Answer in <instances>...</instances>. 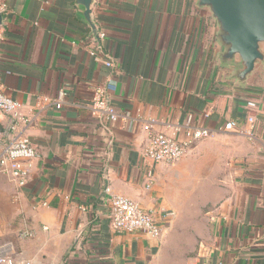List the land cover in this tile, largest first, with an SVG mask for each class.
I'll return each instance as SVG.
<instances>
[{"label": "crops", "instance_id": "0c3cea01", "mask_svg": "<svg viewBox=\"0 0 264 264\" xmlns=\"http://www.w3.org/2000/svg\"><path fill=\"white\" fill-rule=\"evenodd\" d=\"M0 4L6 5L0 85L23 105L26 119L13 130L11 118L0 113V140L26 137L37 154L22 163L24 187L0 175V196L12 210L2 242L17 260L168 264L171 253L185 255L183 264H264V61L239 82L240 65L223 62L217 22L199 0H94L97 35L75 0ZM98 90L121 116L117 123L92 111ZM189 114L194 125L211 130L209 137L174 165L142 157L146 121H157L153 131L169 134ZM248 114L256 118L251 136L241 133ZM227 121L239 128L218 132ZM189 180L200 182L181 184ZM211 182L217 198L204 199L202 231L181 252L171 238L177 229L190 234V225L177 218L168 231L166 212L180 215V205L199 211L188 197L196 189L181 188ZM113 196L151 211L163 236L113 231ZM23 231L33 237L19 239Z\"/></svg>", "mask_w": 264, "mask_h": 264}, {"label": "built area", "instance_id": "2783aa9c", "mask_svg": "<svg viewBox=\"0 0 264 264\" xmlns=\"http://www.w3.org/2000/svg\"><path fill=\"white\" fill-rule=\"evenodd\" d=\"M0 12H6V5L0 4ZM102 38V36H101ZM91 56L96 53L92 51ZM98 58V57H97ZM103 64L108 69H113L114 65L108 59H103ZM110 85V82H108ZM249 111L253 104H249ZM57 107H60L57 104ZM23 105L12 100L3 92L0 85V113L11 118L10 128L14 130L17 123H23ZM92 111L108 122L117 123L121 116L116 109L112 107L102 90L95 92L91 105ZM208 115L206 116V118ZM157 121L148 120L144 126L147 132V145L142 152V157L153 164L174 165L184 159L192 147L211 135V130L206 127L193 124L191 114L186 115L184 122L172 128L169 134L157 133L153 127ZM256 124L254 114H248L245 117V130L242 134L251 136L252 130ZM239 128L235 121H227L218 127V132H231ZM182 135V137H180ZM37 157L35 148L26 137L18 136L8 143L4 144L0 140V175H7L19 187H24L27 181V170L23 166L24 161H31ZM148 183H152V174L149 173ZM110 227L117 233H135L141 232L153 239H159L163 236L165 228L155 221L153 213L146 211L140 205L128 198L122 196H113L110 200L109 210ZM19 239L32 238L31 231H23L18 234ZM0 264H27L17 260L10 252V247L0 241Z\"/></svg>", "mask_w": 264, "mask_h": 264}, {"label": "water", "instance_id": "95a60500", "mask_svg": "<svg viewBox=\"0 0 264 264\" xmlns=\"http://www.w3.org/2000/svg\"><path fill=\"white\" fill-rule=\"evenodd\" d=\"M75 2L82 9L83 19L97 35L91 19L94 0ZM199 5L207 8L217 22L219 42L224 48L223 62L238 61L240 70L236 78L244 83L264 61L261 50L264 46V0H199ZM3 14L0 12V27Z\"/></svg>", "mask_w": 264, "mask_h": 264}, {"label": "rangeland", "instance_id": "374dc122", "mask_svg": "<svg viewBox=\"0 0 264 264\" xmlns=\"http://www.w3.org/2000/svg\"><path fill=\"white\" fill-rule=\"evenodd\" d=\"M254 109V108H252ZM180 163V162H179ZM200 181H184L181 184H194V183H198ZM199 187V188H198ZM182 190L185 191H195L194 189H196L197 192H195L194 194L190 193V196H188L189 198H192L195 203L192 204V210L197 209L199 207V211H194V212H189V207L188 206H181L180 205V215H178L173 209H168V211L166 212V219H168L167 223L169 226L167 229L168 231L170 230V226L171 224L174 222V220H176L178 218L179 221L185 223V221L190 225V229L191 233L187 234L186 232L184 233H180V230H178V233L175 234V238H171V245H175L176 248H178L181 252L182 251H186L191 247V238L192 235H200L201 231H202V225H201V209H202V204L204 199H209L210 203L211 201L213 202L214 199L217 198V190L214 184L207 185L205 188L201 187V186H195V187H189V188H181ZM198 189V190H197ZM172 199V197H170ZM204 203H208V202H204ZM182 209V210H181ZM178 215V216H177ZM12 216V210H11V206L7 201V198L5 196H0V241L2 242H6V239L8 238V229H6L7 227L5 226L7 221H12L11 219ZM184 229V228H183ZM185 231V229H184ZM176 233V229L175 232ZM195 233V234H193ZM169 235L170 233L167 234V238L169 239ZM166 236V234H165ZM173 245V246H174ZM194 246L196 247L197 244L194 242ZM185 256V255H184ZM184 256L183 255H175V254H169V256L167 257V259L171 258L173 261L168 263V264H183L184 261Z\"/></svg>", "mask_w": 264, "mask_h": 264}]
</instances>
